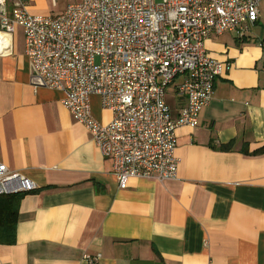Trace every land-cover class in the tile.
<instances>
[{
    "label": "crops",
    "instance_id": "1",
    "mask_svg": "<svg viewBox=\"0 0 264 264\" xmlns=\"http://www.w3.org/2000/svg\"><path fill=\"white\" fill-rule=\"evenodd\" d=\"M16 31L12 53L0 56V162L37 188L21 195L15 242L0 243V264H84V252L98 255L95 264H264L260 7L244 39L226 31L204 40L206 53L227 67L198 124L176 130V178L130 177L124 187L63 105V91L31 84ZM184 102L177 97L172 118ZM90 105L95 120H111L98 94Z\"/></svg>",
    "mask_w": 264,
    "mask_h": 264
},
{
    "label": "built area",
    "instance_id": "2",
    "mask_svg": "<svg viewBox=\"0 0 264 264\" xmlns=\"http://www.w3.org/2000/svg\"><path fill=\"white\" fill-rule=\"evenodd\" d=\"M261 1L79 0L59 14L35 15L30 0H0V56L12 53L21 27L31 84L63 91V105L111 158L118 186L130 177L163 182L177 175V128L198 124L227 67L206 53L204 40L226 31L244 39ZM177 77L175 93L185 102L172 118L165 92ZM92 94L112 111L109 122L93 118ZM36 188L0 162V195ZM97 260L81 255L84 264Z\"/></svg>",
    "mask_w": 264,
    "mask_h": 264
},
{
    "label": "trees",
    "instance_id": "3",
    "mask_svg": "<svg viewBox=\"0 0 264 264\" xmlns=\"http://www.w3.org/2000/svg\"><path fill=\"white\" fill-rule=\"evenodd\" d=\"M22 194L0 195V243L15 242L17 206Z\"/></svg>",
    "mask_w": 264,
    "mask_h": 264
},
{
    "label": "rangeland",
    "instance_id": "4",
    "mask_svg": "<svg viewBox=\"0 0 264 264\" xmlns=\"http://www.w3.org/2000/svg\"><path fill=\"white\" fill-rule=\"evenodd\" d=\"M34 5L39 7V9L43 10L47 15H56L61 13L68 4L78 2L79 0H55V5L52 4V0H31ZM260 10L264 11V1L260 3ZM10 4L8 3V9L10 10ZM16 41L22 44L23 40V31L21 27L16 28ZM177 83V79L171 83L165 92V103L169 107V109L175 106L177 95L175 93V85Z\"/></svg>",
    "mask_w": 264,
    "mask_h": 264
}]
</instances>
